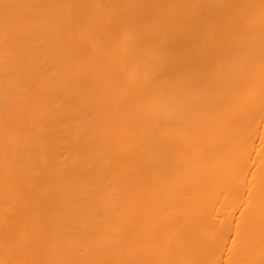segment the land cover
<instances>
[{"label":"bare ground","instance_id":"obj_1","mask_svg":"<svg viewBox=\"0 0 264 264\" xmlns=\"http://www.w3.org/2000/svg\"><path fill=\"white\" fill-rule=\"evenodd\" d=\"M0 264H264V0H0Z\"/></svg>","mask_w":264,"mask_h":264}]
</instances>
